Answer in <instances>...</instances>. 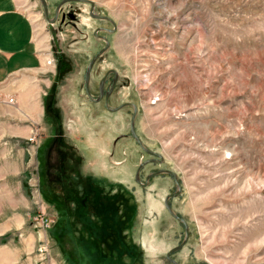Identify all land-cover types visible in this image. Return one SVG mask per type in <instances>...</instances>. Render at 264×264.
<instances>
[{
    "label": "rangeland",
    "instance_id": "rangeland-1",
    "mask_svg": "<svg viewBox=\"0 0 264 264\" xmlns=\"http://www.w3.org/2000/svg\"><path fill=\"white\" fill-rule=\"evenodd\" d=\"M46 1L53 19L63 0ZM90 1L94 14L112 19L116 29L111 21L92 17L89 3L64 6L55 23L47 20L39 0L25 3L43 43L45 66L34 77L17 76L5 86L33 96L18 99L16 93V104L6 107L15 115L7 123L22 127L27 121L17 110L24 102L29 107L38 102L39 124L27 140L33 162L22 167L24 140L10 139L0 125V146L12 145L11 159L22 170L10 180L13 196L21 200L12 214L26 219L20 231L47 233L38 249L50 252L45 264L73 262L67 257L73 237L58 239L72 207L67 195L42 194L36 156L61 125L85 173L92 175L86 176L91 215L102 223L104 255H120L109 250L112 245L122 251L125 264H172L167 256L185 242L186 231L167 211L165 199L179 184L181 192L170 205L187 221L189 240L172 260L264 264V0ZM106 40L110 47L94 65L90 93L96 97L102 78L116 71L109 108L130 104L116 113L85 91L88 67ZM134 105L143 146L164 158L143 167L139 180L168 170L177 181L165 173L147 187L136 182L140 165L153 157L131 132ZM62 208L70 214L62 215ZM40 216L52 221L49 228L37 223ZM89 237L88 243L96 238ZM82 249L79 240L77 255Z\"/></svg>",
    "mask_w": 264,
    "mask_h": 264
},
{
    "label": "crops",
    "instance_id": "crops-1",
    "mask_svg": "<svg viewBox=\"0 0 264 264\" xmlns=\"http://www.w3.org/2000/svg\"><path fill=\"white\" fill-rule=\"evenodd\" d=\"M28 1L0 0V120L4 119L0 125H2V132H7L10 139L24 140L21 143L22 151H20L22 167L34 160L33 146L27 140L39 124L40 116L35 112L38 111V102L35 100L36 107H29L24 102L17 111L24 112L27 123L22 127L12 126L7 123L10 121L7 117L14 118L15 115H12L11 107L8 109L9 106L6 107V105L12 103L11 100L15 103L16 93H19L18 99L21 97L28 100L33 96L28 95V92L20 93L17 88L5 86L17 76L34 77L45 66L44 57L41 54L43 43L37 40L34 20L25 10V3ZM1 148L4 150H0V264H45L44 260L50 252L39 254L38 249L47 237V233L40 230L21 232L20 229L25 226L26 219L21 214H17L18 216L12 214L20 210L21 200L18 201L13 196L10 180L14 174L22 170H18V161L13 162L11 159L12 145L5 143L0 146ZM40 148L41 145L37 150ZM39 150L36 154L37 160ZM25 193H22V198H25Z\"/></svg>",
    "mask_w": 264,
    "mask_h": 264
},
{
    "label": "flooded vegetation",
    "instance_id": "flooded-vegetation-1",
    "mask_svg": "<svg viewBox=\"0 0 264 264\" xmlns=\"http://www.w3.org/2000/svg\"><path fill=\"white\" fill-rule=\"evenodd\" d=\"M104 78H106V80L102 85L101 83L103 82ZM117 81L118 77L115 81V75L113 73L105 75L100 81L98 95L96 97L92 96L94 101L100 99V102H96L97 104H100L102 101H104V106L107 110V99L108 105H110V99L116 89ZM101 88L103 89L102 92ZM90 100L93 101L92 99ZM49 104L50 103L47 104L48 107L50 106ZM51 104H53V102ZM57 115L58 113L56 112L55 116ZM60 126L61 125L57 127L56 133L53 134V136H50V138H48V142L43 143L39 150L38 162L42 194L47 196L50 193L53 195V197H55L54 199L57 197V199H63V196L61 197L60 195H67L70 207H72L73 218H75V216L81 211L78 209L80 206H82L84 211H86V213L92 218H98L91 215L92 209L89 201L91 188L88 185L89 182L87 181L86 176L89 175L88 177H90L92 175L85 173L80 156L77 155L74 147L71 145V142L67 140L68 137H66V134ZM146 180L147 178L144 182L140 181L142 185L139 183L138 184L143 186L146 184ZM61 192L62 194H60ZM95 207L98 208V205L96 204Z\"/></svg>",
    "mask_w": 264,
    "mask_h": 264
},
{
    "label": "trees",
    "instance_id": "trees-1",
    "mask_svg": "<svg viewBox=\"0 0 264 264\" xmlns=\"http://www.w3.org/2000/svg\"><path fill=\"white\" fill-rule=\"evenodd\" d=\"M70 209V208H69ZM63 209L61 210L62 215H66L67 213L70 214V210ZM78 209L81 211L79 214L73 218L71 215V220L70 223L66 222L65 227L63 228L62 232L58 235V239L61 240L60 238L68 235L73 237V241H71V254L72 255H67L69 262L72 260L71 257H73V262L71 264H86L88 261L89 264H125L124 263V257H122V251L118 249L117 246L113 247L112 245H108L109 250L112 252L114 248L116 250H119L118 252L120 255L115 257L114 255H109L106 256L102 252V234L104 233L102 223L100 221V218H92L90 215L84 211L83 207L80 206ZM66 210V213H65ZM91 218V219H90ZM99 231V232H98ZM88 233V236L86 234ZM77 234H84V239L80 238L81 236ZM89 234H94L96 238L93 240H90L91 243L87 242V237H89ZM101 234V236H99ZM76 240V242H74ZM80 240L82 244V253L81 255H77V252L75 250V244L77 245V242ZM73 246V247H72ZM91 252L93 255H91ZM96 254V255H95ZM83 257V260L81 258ZM85 260V261H84ZM87 260V261H86Z\"/></svg>",
    "mask_w": 264,
    "mask_h": 264
},
{
    "label": "water",
    "instance_id": "water-1",
    "mask_svg": "<svg viewBox=\"0 0 264 264\" xmlns=\"http://www.w3.org/2000/svg\"><path fill=\"white\" fill-rule=\"evenodd\" d=\"M42 5H43V9H44V13H45V16L47 18V20L50 22V23H55L57 20H58V17H59V12L61 10V8L68 4V3H74V2H82V3H89L91 5V12H90V15L96 19H103V20H109L113 23V25L115 26V23L112 21V19H110L109 17H101V16H97L94 14V11H95V3L93 1H90V0H63L59 5L58 7L56 8V11H55V15H54V18L53 19H50V16H49V8H48V3L46 0H39ZM115 29H116V26H115ZM108 32L110 33H113L114 30H108ZM106 48L101 52L99 53L93 60L92 62L90 63L89 67H88V70H87V73H86V79H85V85H86V92H87V95L90 99L93 100L92 98V95L90 93V82H91V75H92V71H93V68H94V65L96 63V61L99 59V57H101L105 52L108 51L109 47H110V43L108 40H106ZM113 73L115 75V81L117 80V72L116 71H110L107 75ZM106 78L103 79V82L101 83L102 85L104 84ZM103 91V89L101 88V92ZM94 101V100H93ZM94 102H100V99L99 100H95ZM130 104H125V105H122L116 109H110L109 108V105H108V99H107V103H106V106L108 108L109 111L113 112V113H116L120 110H122L124 107L128 106ZM134 107V115L132 117V120H131V132L133 134V136L135 137L136 141L139 143V145L141 146V148L143 149V151H145L147 154H149L151 157H153L151 160L143 163L140 168H139V171L137 173V177H136V181L141 184L140 180H139V172L140 170L146 166L147 164L151 163V162H154V161H157L159 163H162L164 161V158L163 156L155 153V152H152V151H149L147 150L144 146H143V143L141 142V139L138 137L136 131H135V127H134V124H135V120H136V117H137V113H138V107L137 106H133ZM165 173H168V174H171L173 175V177L175 178V180L177 181V176L175 175V173L171 172V171H168V170H161L159 172H156L154 174H152L151 176H149L146 180V184L143 185L144 187L148 185L149 181L151 178H154L160 174H165ZM142 185V184H141ZM178 191L174 194H171L169 195L166 199H165V206H166V209L167 211L169 212V214L174 218L176 219L177 221L181 222L184 224L185 226V231H186V239H185V242L180 246V247H177L175 249H173L172 251H170L169 255L167 256V259L172 263V264H178L177 262H175L174 260L171 259V255H173L174 253L178 252L179 250H181L188 242L189 240V228H188V223L185 219L183 218H180L179 216H177L171 205H170V200L172 198H175V197H178V195L180 194L181 192V187L180 185L178 184Z\"/></svg>",
    "mask_w": 264,
    "mask_h": 264
},
{
    "label": "built area",
    "instance_id": "built-area-1",
    "mask_svg": "<svg viewBox=\"0 0 264 264\" xmlns=\"http://www.w3.org/2000/svg\"><path fill=\"white\" fill-rule=\"evenodd\" d=\"M53 62H54V59L48 61V65H49V66H52ZM11 102H13V100H11ZM31 141H32V142H35V139L32 138ZM37 220H38L37 223H38V224H41L44 228H49V227L51 226V223H52V221H50L49 219H46V218L44 219L43 216L38 217Z\"/></svg>",
    "mask_w": 264,
    "mask_h": 264
},
{
    "label": "bare ground",
    "instance_id": "bare-ground-1",
    "mask_svg": "<svg viewBox=\"0 0 264 264\" xmlns=\"http://www.w3.org/2000/svg\"><path fill=\"white\" fill-rule=\"evenodd\" d=\"M48 64V63H47ZM54 65V62H53V64H52V66Z\"/></svg>",
    "mask_w": 264,
    "mask_h": 264
}]
</instances>
